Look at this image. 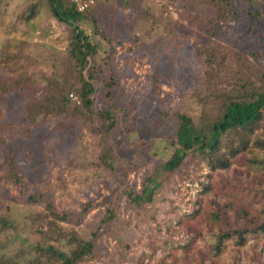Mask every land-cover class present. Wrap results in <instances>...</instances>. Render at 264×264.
I'll return each instance as SVG.
<instances>
[{
    "label": "rangeland",
    "instance_id": "1",
    "mask_svg": "<svg viewBox=\"0 0 264 264\" xmlns=\"http://www.w3.org/2000/svg\"><path fill=\"white\" fill-rule=\"evenodd\" d=\"M256 1L219 19L204 0H102L92 10L99 33L86 27L98 54L83 75L96 85L95 112L114 111L117 127L106 136L98 116L30 107L80 84L71 31L45 1L2 0L0 262L59 264L39 248L70 254L93 241L77 264H264V233L243 246L229 240L218 256L209 243L220 226L244 221L238 213L264 209V149L254 143L264 139V118L229 168L212 170L196 156L174 173L161 170L174 151L173 113L217 115L218 104L205 107L200 96L264 75ZM49 203L66 220L53 218Z\"/></svg>",
    "mask_w": 264,
    "mask_h": 264
},
{
    "label": "trees",
    "instance_id": "2",
    "mask_svg": "<svg viewBox=\"0 0 264 264\" xmlns=\"http://www.w3.org/2000/svg\"><path fill=\"white\" fill-rule=\"evenodd\" d=\"M41 1H45L57 22L70 29L69 55L76 63L82 77L79 85H71L65 89L56 88L49 97L50 100L36 101V104L30 107L40 106V110L55 115L70 112L74 114L83 113L81 116L84 117L88 115L98 116L104 123V135L109 136L117 127L114 111L109 108L95 112L96 100L93 97L96 85L83 75L90 59L95 58L98 54V44L94 42L92 35L88 34L86 27L90 24L94 27L95 33H99L97 19L92 10L102 0H99L94 8L85 13L78 12L70 0ZM250 1L252 3L254 0ZM1 2L2 0H0V4ZM237 2H245V0H204L207 6L217 8L219 19H225L229 15L233 16ZM263 2L264 0H257L254 5L264 12V6L261 5ZM34 12L31 10L32 16L30 15L28 20L35 16ZM94 76V73H91L89 78L94 79ZM108 85L111 88L114 82L112 81ZM73 92L79 96L80 103H72L73 94L71 95V93ZM110 95L109 90L107 96L110 97ZM200 99L205 107H208L209 104H218L217 115L209 113L208 109L205 108L201 118L195 121L187 114L173 113L175 129L168 143L174 151L169 159L164 162L161 170L174 173L184 166L187 158L196 156L202 157L212 170L227 169L230 167L232 159L249 150L253 141L255 126L264 118V75L259 73L255 79L242 77L229 90H215L210 96H200ZM254 143L264 149V139H257ZM106 157L108 158V156ZM12 176L16 181H19V176L14 168H12ZM148 181L150 182L147 179L146 183ZM149 198L152 200V195ZM31 199L38 200L34 197ZM89 206L92 205L88 204L86 207L89 208ZM47 210L51 211L50 214L53 218L66 220V216L59 214L53 204L49 203ZM238 216L244 218L241 224L228 223V226H220L217 232L211 235L209 243L211 251L215 255L218 256L225 251L226 243L229 240H234L237 246H243L248 236L264 233V209L254 216H251L248 211H244V214L238 213ZM6 222V218L0 217V228ZM94 247L93 241H79L70 254L58 250L52 245L45 249L41 247L39 250L43 253L52 254L59 264H77L78 261L91 255ZM0 264L3 263L0 262ZM31 264L44 263L39 261Z\"/></svg>",
    "mask_w": 264,
    "mask_h": 264
},
{
    "label": "built area",
    "instance_id": "3",
    "mask_svg": "<svg viewBox=\"0 0 264 264\" xmlns=\"http://www.w3.org/2000/svg\"><path fill=\"white\" fill-rule=\"evenodd\" d=\"M70 1L74 4L78 12L85 13L91 10L92 8H94L99 0H70Z\"/></svg>",
    "mask_w": 264,
    "mask_h": 264
}]
</instances>
